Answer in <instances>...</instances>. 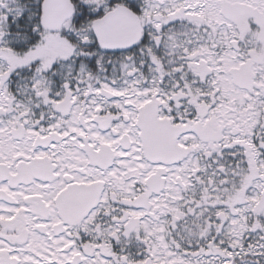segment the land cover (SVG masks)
<instances>
[{"label":"snow or ice","instance_id":"6c2138e0","mask_svg":"<svg viewBox=\"0 0 264 264\" xmlns=\"http://www.w3.org/2000/svg\"><path fill=\"white\" fill-rule=\"evenodd\" d=\"M0 264H264V0H0Z\"/></svg>","mask_w":264,"mask_h":264}]
</instances>
